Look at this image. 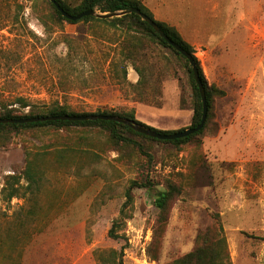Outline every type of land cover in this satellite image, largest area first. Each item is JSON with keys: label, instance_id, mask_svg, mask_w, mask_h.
Listing matches in <instances>:
<instances>
[{"label": "rangeland", "instance_id": "rangeland-1", "mask_svg": "<svg viewBox=\"0 0 264 264\" xmlns=\"http://www.w3.org/2000/svg\"><path fill=\"white\" fill-rule=\"evenodd\" d=\"M18 3L26 6L23 12ZM219 4L218 17L199 1L182 16L221 44L216 62L194 47L209 86L223 92L214 96L199 146L140 140L150 158L97 129L0 140V264H110L115 252L123 264H169L192 252L208 230L225 238L232 264H264V23L258 54L247 50L243 29L233 31L247 10L262 19L264 0ZM31 6L29 0H0V105L26 98L40 112L66 101L76 111L133 110L137 120L159 130L192 125L188 70L172 50L145 37L132 54L141 75L128 66V81L141 80L133 89L110 65L121 59L122 29L60 22L48 5ZM66 39L75 45L71 65ZM67 76L75 85L65 87ZM14 107L30 111L17 102ZM79 133L88 143L83 151L55 162L56 147ZM31 159L40 191L33 195L22 179L20 196L8 200L7 177L22 176ZM171 185L175 198L163 224L154 199ZM130 189L131 218L117 229L122 237L113 239L109 231ZM36 207L39 216L27 217Z\"/></svg>", "mask_w": 264, "mask_h": 264}, {"label": "trees", "instance_id": "trees-1", "mask_svg": "<svg viewBox=\"0 0 264 264\" xmlns=\"http://www.w3.org/2000/svg\"><path fill=\"white\" fill-rule=\"evenodd\" d=\"M32 2V8L40 5H48L53 13L56 20L60 22H67L71 24L76 23H96L110 26L111 28H120L124 32L123 43L121 45L120 58L118 61L113 58L110 61V65L113 70L118 69L119 72H122V80L124 83L129 85L131 88L136 89L141 84V80L139 79L137 83H130L127 79L128 76V66L132 65L134 70L140 74V71L137 65L134 63L132 59L133 51H136L137 48L141 47L143 39L151 38L152 40H156L158 43L163 45L166 48H169L174 52L176 56L181 58L188 70L189 84L192 88L193 102H194V114L192 119V125L189 128L197 127L203 116V101L200 95V91L198 85L195 80L194 72L192 70L190 61L182 55V53L178 52L173 46H171L165 39H163L158 33L154 31V29L145 22L139 15L136 13L127 14L121 17L114 18H97L94 16H86L78 21H72L62 15V13L57 9V7L50 0H29ZM59 5L70 15L76 16L83 12L94 10L96 12L105 14V13H114L118 11H125L129 8H137L141 10L143 13L148 15L151 19H153L165 32V34L181 46L184 50H186L189 54H191L198 66L200 77L203 81L207 104H208V118L206 124L203 129L199 132L194 133L188 137L175 139V140H158L155 138H151L140 134L134 131L130 126L118 123L116 121H107V120H88V121H68V120H50L45 122H36V123H25V124H17V123H1L0 124V140H4L8 142L11 137L16 135H24L26 133H32L35 135L46 134V133H56L61 134L63 132L68 131H76L81 130L83 132H89L92 130H100L107 133L109 141L117 144V145H126L136 147L137 150H140L142 153L146 154L151 158V154L144 151V146L140 140L152 141L161 143L164 145H171L177 148H181L183 145L188 143H195L196 146L200 144V137L204 134L205 130L208 127V123L211 117V111L213 108L214 96L217 93L223 94L222 91H219L215 87H211L208 84L206 76L203 72V69L200 65L199 60L195 56L194 47L189 44L184 37L181 35L179 30L168 23L158 21L154 18L153 14L149 11V9L144 4L143 0H79L77 3L68 2L67 0H56ZM17 8L20 11H24L26 6L23 3H18ZM69 44V53L67 56V62L69 65L73 63V54H74V41L71 39H66ZM73 50V52H72ZM68 65V66H69ZM117 72V74L119 73ZM141 75V74H140ZM71 80V77H66L64 81L65 87L71 83V85H75ZM89 83V80L85 81ZM63 84V83H61ZM66 89V88H65ZM67 90V89H66ZM65 90V91H66ZM19 103L20 107L23 109L29 108L30 111L28 113H20V110L14 107V105ZM80 116V115H109V116H120L126 119H130L144 126L150 127L162 134H172L176 132L183 131L185 129H180L177 131L171 130H159L153 128L151 126L142 123L141 121L136 119L135 112L131 111H97V112H86V111H76L70 103L68 102H60L55 101L52 104L44 107L43 111L37 112L34 109V105L26 99V98H18L12 104H1L0 105V119H25L31 117H48V116ZM188 129V128H187ZM77 134L75 137H67V139L60 143L56 148L55 153L52 158L55 162H60V160L69 159L71 157L78 156L77 153L79 151H83L82 146L88 144L85 139L84 134ZM80 139V142L78 141ZM85 142V143H83ZM39 155V153H37ZM37 168L34 164V161L31 159L28 162V165L22 176L18 175H10L6 180L5 190L7 191V199L11 200L14 197L20 196L23 185L21 184V180L24 179L27 183L26 190H30L33 195H36L40 191V181L41 177L39 173L36 171ZM135 186H144L137 185ZM132 189L127 191L126 197L127 200L124 203L119 218L113 223L111 230L109 231V236L113 239H119L122 235L117 233V229L121 228L120 224L124 223L127 219L131 218V215L127 213V209L130 208L133 200ZM176 189L171 185L170 190H160L156 198L154 199V203L156 207L161 212V218L163 224L166 223L168 219V215L170 212V205L173 199L175 198ZM29 218H35L39 216V210L34 208L26 214ZM27 221L24 222L26 224ZM161 222V223H162ZM199 242L197 247L190 253L185 256L175 260L169 264H232L226 244L225 238L220 236V238H214L212 236V231L208 230L205 234L200 235L198 238ZM110 264H123L121 258L119 259L116 255V252L113 253V258L109 260Z\"/></svg>", "mask_w": 264, "mask_h": 264}, {"label": "crops", "instance_id": "crops-1", "mask_svg": "<svg viewBox=\"0 0 264 264\" xmlns=\"http://www.w3.org/2000/svg\"><path fill=\"white\" fill-rule=\"evenodd\" d=\"M192 1L195 4L199 1L203 6H207L209 12L214 13L215 17H218V11L220 8L219 0H170V2L168 0H143L153 16L160 15L158 21L175 26L189 44L193 47H199L207 59L216 62V59L214 58L217 51L220 49L219 46L221 44H214L212 42L214 38L210 41L212 36L207 34V30H205L204 27L191 25L182 17L188 13L187 8L191 6ZM251 14L252 13H250L249 10L245 11V14L243 12L240 23L234 27L233 31L238 28L243 29L246 33L245 41L247 50L252 49L255 51L252 52L253 54H258L259 52H256L260 49V44L257 42L259 40L258 32L260 30L261 22L264 23V15L263 18L260 19V16L252 18ZM262 29L264 30V28ZM254 58L258 60L257 55L254 56Z\"/></svg>", "mask_w": 264, "mask_h": 264}, {"label": "water", "instance_id": "water-1", "mask_svg": "<svg viewBox=\"0 0 264 264\" xmlns=\"http://www.w3.org/2000/svg\"><path fill=\"white\" fill-rule=\"evenodd\" d=\"M54 5L57 7V9L62 13V15L72 21H78L86 16H94L97 18H114V17H121L127 14L136 13L139 15L145 22H147L156 33H158L163 39H165L171 46H173L178 52L182 53L191 64L192 70L194 72L195 80L198 85L200 95L203 101V116L200 124L195 128H188L180 132L172 133V134H162L150 127L144 126L142 124H139L135 121H132L130 119H126L120 116H109V115H80V116H48V117H31V118H25V119H0L1 123H17V124H25V123H36V122H45L50 120H68V121H88V120H107V121H116L118 123H122L125 125L130 126L134 131L143 134L145 136L155 138L158 140H175L180 139L184 137H188L194 133L199 132L201 129L204 128L207 118H208V104H207V97H206V90L203 84V81L200 77L198 66L191 54H189L186 50H184L181 46H179L177 43H175L173 40H171L165 32L162 30V28L148 15L143 13L141 10L137 8H129L125 11H118L114 13H99L94 10L83 12L79 15L73 16L70 15L68 12H66L56 0H50Z\"/></svg>", "mask_w": 264, "mask_h": 264}]
</instances>
